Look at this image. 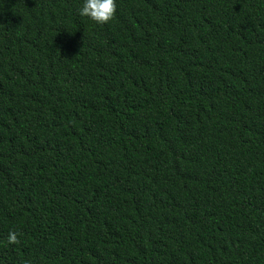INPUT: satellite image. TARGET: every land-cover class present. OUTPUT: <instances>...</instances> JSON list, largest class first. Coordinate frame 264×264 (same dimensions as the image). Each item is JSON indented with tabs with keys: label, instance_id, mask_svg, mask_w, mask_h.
<instances>
[{
	"label": "trees",
	"instance_id": "obj_1",
	"mask_svg": "<svg viewBox=\"0 0 264 264\" xmlns=\"http://www.w3.org/2000/svg\"><path fill=\"white\" fill-rule=\"evenodd\" d=\"M80 4L0 0V264H264V0Z\"/></svg>",
	"mask_w": 264,
	"mask_h": 264
},
{
	"label": "clouds",
	"instance_id": "obj_2",
	"mask_svg": "<svg viewBox=\"0 0 264 264\" xmlns=\"http://www.w3.org/2000/svg\"><path fill=\"white\" fill-rule=\"evenodd\" d=\"M77 11L79 16L85 17L97 25H104L110 22L115 15L116 0H81ZM18 242L17 233L9 232L7 243L15 245Z\"/></svg>",
	"mask_w": 264,
	"mask_h": 264
}]
</instances>
